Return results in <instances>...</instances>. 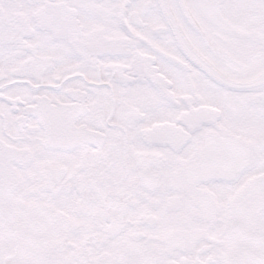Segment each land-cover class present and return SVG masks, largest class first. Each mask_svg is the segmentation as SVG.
Segmentation results:
<instances>
[{
	"label": "snow or ice",
	"instance_id": "obj_1",
	"mask_svg": "<svg viewBox=\"0 0 264 264\" xmlns=\"http://www.w3.org/2000/svg\"><path fill=\"white\" fill-rule=\"evenodd\" d=\"M0 264H264V0H0Z\"/></svg>",
	"mask_w": 264,
	"mask_h": 264
}]
</instances>
